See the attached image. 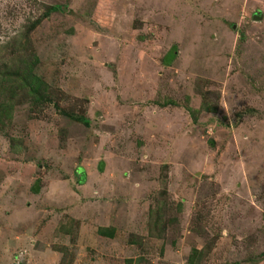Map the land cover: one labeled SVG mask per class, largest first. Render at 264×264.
Returning a JSON list of instances; mask_svg holds the SVG:
<instances>
[{"label": "rangeland", "instance_id": "374dc122", "mask_svg": "<svg viewBox=\"0 0 264 264\" xmlns=\"http://www.w3.org/2000/svg\"><path fill=\"white\" fill-rule=\"evenodd\" d=\"M22 57L0 264H264V0H0Z\"/></svg>", "mask_w": 264, "mask_h": 264}, {"label": "trees", "instance_id": "16d2710c", "mask_svg": "<svg viewBox=\"0 0 264 264\" xmlns=\"http://www.w3.org/2000/svg\"><path fill=\"white\" fill-rule=\"evenodd\" d=\"M1 63L3 62L0 61V92L4 95L0 99V115L2 114L1 111L14 103L18 96L23 98L20 100L31 105L39 103L44 106L49 103L55 104L53 98L49 96L54 95V92L49 90L44 79L34 73L32 65L34 60L32 58L22 57L19 61L11 60L10 64ZM55 105L58 106V104ZM70 116L77 120L83 118L76 113L70 114ZM0 119L3 121L4 114ZM101 232H104V230L101 229Z\"/></svg>", "mask_w": 264, "mask_h": 264}, {"label": "water", "instance_id": "95a60500", "mask_svg": "<svg viewBox=\"0 0 264 264\" xmlns=\"http://www.w3.org/2000/svg\"><path fill=\"white\" fill-rule=\"evenodd\" d=\"M257 17H258V15H257V14H255V15H254V18H255V19H258Z\"/></svg>", "mask_w": 264, "mask_h": 264}, {"label": "clouds", "instance_id": "9594fccd", "mask_svg": "<svg viewBox=\"0 0 264 264\" xmlns=\"http://www.w3.org/2000/svg\"><path fill=\"white\" fill-rule=\"evenodd\" d=\"M258 15V14H257ZM255 19V18H254Z\"/></svg>", "mask_w": 264, "mask_h": 264}]
</instances>
